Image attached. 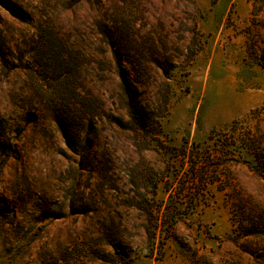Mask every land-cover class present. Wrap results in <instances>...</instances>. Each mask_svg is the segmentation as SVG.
Listing matches in <instances>:
<instances>
[{
	"label": "rangeland",
	"instance_id": "rangeland-1",
	"mask_svg": "<svg viewBox=\"0 0 264 264\" xmlns=\"http://www.w3.org/2000/svg\"><path fill=\"white\" fill-rule=\"evenodd\" d=\"M243 142L264 0H0V264H264V167L219 155ZM171 148L225 167L193 190Z\"/></svg>",
	"mask_w": 264,
	"mask_h": 264
},
{
	"label": "trees",
	"instance_id": "trees-1",
	"mask_svg": "<svg viewBox=\"0 0 264 264\" xmlns=\"http://www.w3.org/2000/svg\"><path fill=\"white\" fill-rule=\"evenodd\" d=\"M211 4H215L217 0H209ZM50 42V40H48V43ZM114 59L116 61V70L118 73L119 78L122 81H125L126 83H130L128 82V76L126 75L125 71L122 69L121 64L119 62V59L117 57V54L114 53ZM132 87V84L130 85ZM158 125V124H157ZM211 136H209L210 139ZM156 143L159 144V142L157 140H155ZM192 146H195V144L192 143ZM222 149L221 150V156L226 157L229 153L231 156H237V157H242V153L241 150H244L248 155H251L254 160L256 161V163H260L261 167H264V150L261 154L262 149L260 150V148L256 147V143L252 142V144H246V143H242V146H235V144H229V143H224L221 145ZM199 148V147H198ZM256 148V149H255ZM241 149V150H238ZM172 152H177L179 153L181 151V154H177L176 158L179 157L182 160H189V162H187L188 165V178H189V182L190 185L193 186V190L195 188H198L202 185H208V182L210 181L208 179L209 173H213V168H216L217 166H219L220 168H224L225 166L223 164L221 165H216L213 164L212 160H210L209 157L207 156H202L201 154H197V156L193 155V154H186L187 152H185V149H176V148H171ZM170 155V153H169ZM201 155V156H200ZM191 160V161H190ZM165 213L169 214L167 211H165ZM163 212L158 214V217H160V220L157 221V223L155 224V227H153L154 230H152L153 232L156 231L157 229H160L161 227V218L163 217ZM148 231V237L149 240L154 239L155 237V233L151 232V230H147Z\"/></svg>",
	"mask_w": 264,
	"mask_h": 264
}]
</instances>
